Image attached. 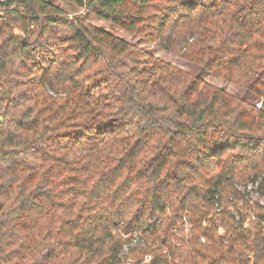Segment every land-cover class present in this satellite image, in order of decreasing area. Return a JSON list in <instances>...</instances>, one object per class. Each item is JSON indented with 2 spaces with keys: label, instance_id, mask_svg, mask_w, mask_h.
<instances>
[{
  "label": "trees",
  "instance_id": "1",
  "mask_svg": "<svg viewBox=\"0 0 264 264\" xmlns=\"http://www.w3.org/2000/svg\"><path fill=\"white\" fill-rule=\"evenodd\" d=\"M65 1L200 73L0 0V264H264V3Z\"/></svg>",
  "mask_w": 264,
  "mask_h": 264
},
{
  "label": "rangeland",
  "instance_id": "2",
  "mask_svg": "<svg viewBox=\"0 0 264 264\" xmlns=\"http://www.w3.org/2000/svg\"><path fill=\"white\" fill-rule=\"evenodd\" d=\"M48 1H51L55 5L62 8L68 14V16L70 18H73L74 16H81L90 24L97 26L103 30H106V31L112 33L113 35H115L119 38H122V39H124V40H126L132 44L139 46L140 48H142L146 52L154 55L155 57H157L161 60L172 63V64H174V65H176L182 69H185V70L193 73L194 75H199V73H200L199 69L193 67L191 64L184 61L180 57L173 55L171 53H168L165 50L159 48L158 46L151 44V43H149L143 39H140L138 36L130 34L129 32L112 25L110 22H107V21L100 19V18H98L92 14H89L85 10L80 9V8L76 7L75 5L68 3L65 0H48ZM1 15L2 14H0V16ZM204 77L206 78V80H208V82L212 83L213 85H216L217 87L225 89L227 92H229L235 96L244 97L246 95L245 90H243L241 87L236 86V85L231 84V83H228L227 81H225L221 78H218L212 74L211 75L210 74L204 75ZM1 120H2V116L0 115V121ZM249 192H250L251 197L254 200L260 201L261 203H264V200L256 194V187L255 186H253V187L250 186Z\"/></svg>",
  "mask_w": 264,
  "mask_h": 264
},
{
  "label": "clouds",
  "instance_id": "3",
  "mask_svg": "<svg viewBox=\"0 0 264 264\" xmlns=\"http://www.w3.org/2000/svg\"><path fill=\"white\" fill-rule=\"evenodd\" d=\"M204 2L208 3L209 0H204ZM241 2H244V0H241ZM261 3H264V0H261ZM122 107H123V111L118 112L117 115L123 116L124 112L128 110L126 106H122ZM129 115H132V113L129 112ZM125 119H127V117H125ZM135 119H140V118L137 116L135 117ZM217 131L219 132L221 140H227L230 143L239 144V146L242 149H244L245 151L248 150L249 138L238 134L239 132L238 126L230 125V126H226L224 129H217ZM87 134L95 135L96 129L89 130ZM254 143H255L254 151L258 153H264V140L255 141Z\"/></svg>",
  "mask_w": 264,
  "mask_h": 264
},
{
  "label": "built area",
  "instance_id": "4",
  "mask_svg": "<svg viewBox=\"0 0 264 264\" xmlns=\"http://www.w3.org/2000/svg\"><path fill=\"white\" fill-rule=\"evenodd\" d=\"M2 13H3V10L0 9V14H2ZM261 106H262L261 104H258V105H257L258 108H261Z\"/></svg>",
  "mask_w": 264,
  "mask_h": 264
}]
</instances>
